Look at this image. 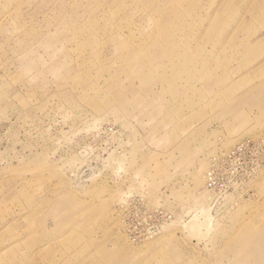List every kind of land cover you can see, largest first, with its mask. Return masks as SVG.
Instances as JSON below:
<instances>
[{
	"label": "rangeland",
	"instance_id": "374dc122",
	"mask_svg": "<svg viewBox=\"0 0 264 264\" xmlns=\"http://www.w3.org/2000/svg\"><path fill=\"white\" fill-rule=\"evenodd\" d=\"M0 264H264V0H0Z\"/></svg>",
	"mask_w": 264,
	"mask_h": 264
}]
</instances>
